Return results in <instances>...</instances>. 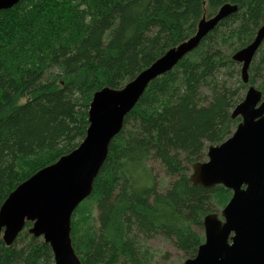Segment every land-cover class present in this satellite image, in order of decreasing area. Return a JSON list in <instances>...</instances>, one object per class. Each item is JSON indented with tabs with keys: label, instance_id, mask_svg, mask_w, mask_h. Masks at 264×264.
Here are the masks:
<instances>
[{
	"label": "trees",
	"instance_id": "1",
	"mask_svg": "<svg viewBox=\"0 0 264 264\" xmlns=\"http://www.w3.org/2000/svg\"><path fill=\"white\" fill-rule=\"evenodd\" d=\"M228 2L238 9L146 87L72 216L82 264H159L148 243L156 236L195 256L204 218L232 191L193 183L192 165L233 133L241 117L232 110L250 84L264 96V40L248 83L233 59L264 23V0H21L1 10L0 207L19 183L80 145L97 90L124 86ZM31 225L10 245L0 238V264L55 263Z\"/></svg>",
	"mask_w": 264,
	"mask_h": 264
},
{
	"label": "water",
	"instance_id": "2",
	"mask_svg": "<svg viewBox=\"0 0 264 264\" xmlns=\"http://www.w3.org/2000/svg\"><path fill=\"white\" fill-rule=\"evenodd\" d=\"M21 0H0V11ZM238 9L224 3L216 14L203 16L194 35L168 49L124 86L97 90L89 106L83 141L19 183L0 207V238L12 244L26 223L29 232L49 243L54 264H82L72 240V216L93 190L112 139L121 131L149 83L172 69L226 16ZM264 40V23L253 41L233 54L249 82V67ZM240 116L233 133L210 145L206 159L193 163L190 179L203 187L223 185L232 191L228 203L204 218V241L184 264H264V96L250 84L232 110Z\"/></svg>",
	"mask_w": 264,
	"mask_h": 264
},
{
	"label": "rangeland",
	"instance_id": "3",
	"mask_svg": "<svg viewBox=\"0 0 264 264\" xmlns=\"http://www.w3.org/2000/svg\"><path fill=\"white\" fill-rule=\"evenodd\" d=\"M155 170L158 173V180H164V183H166L165 176L157 165ZM164 186H166V184H164ZM220 210L221 209L217 212H220ZM148 243L156 250V260L159 264H184L187 258L182 251L173 245L172 242L165 240L160 236L151 238Z\"/></svg>",
	"mask_w": 264,
	"mask_h": 264
},
{
	"label": "flooded vegetation",
	"instance_id": "4",
	"mask_svg": "<svg viewBox=\"0 0 264 264\" xmlns=\"http://www.w3.org/2000/svg\"><path fill=\"white\" fill-rule=\"evenodd\" d=\"M187 258H189V257H187Z\"/></svg>",
	"mask_w": 264,
	"mask_h": 264
}]
</instances>
